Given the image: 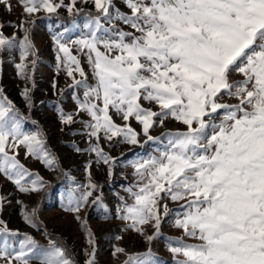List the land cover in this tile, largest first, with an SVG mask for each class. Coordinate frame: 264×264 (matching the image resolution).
<instances>
[{
	"label": "snow or ice",
	"instance_id": "snow-or-ice-1",
	"mask_svg": "<svg viewBox=\"0 0 264 264\" xmlns=\"http://www.w3.org/2000/svg\"><path fill=\"white\" fill-rule=\"evenodd\" d=\"M16 4V21H0V65L5 56L14 63L25 81L19 95L29 110L39 59L33 39L37 20L41 14L59 19L63 10L75 27V18L83 14L85 31L78 38L66 39L67 27L52 36L57 74L63 71L69 78L75 103L74 112L57 104L60 130L79 124L80 130L69 134L86 137L88 147L72 145L73 150L94 154L97 164L107 166L109 177L116 158L105 152L102 141L110 146L114 140L116 145H162L157 155L131 164L136 181L126 191L133 202L120 197L116 218L123 223L121 230L151 244L170 212V200L183 210L173 225L183 235L167 245L173 264H264V0ZM0 5L13 12L11 0H0ZM52 88L63 95L55 81ZM29 120L0 87V175L20 193L39 196L50 185L21 163V151L25 159L53 171L58 161L37 121H31L34 131L26 130ZM166 121L184 130L152 135ZM91 168L89 162L87 183H73L62 203L85 235L82 264H97L95 235L81 216L89 204L102 201V194L94 195L100 186L93 182ZM5 203L7 197L0 195V212ZM16 203L22 205L24 223L48 236V246L0 219V264H80L42 229L38 205L29 209L22 201ZM112 255H125L124 264H163L150 247L134 254L116 247Z\"/></svg>",
	"mask_w": 264,
	"mask_h": 264
},
{
	"label": "rangeland",
	"instance_id": "rangeland-1",
	"mask_svg": "<svg viewBox=\"0 0 264 264\" xmlns=\"http://www.w3.org/2000/svg\"><path fill=\"white\" fill-rule=\"evenodd\" d=\"M67 2V0H66ZM13 12L11 14L4 10L0 5V21L15 22L19 15L20 9L16 4V0H11ZM63 18V19H62ZM55 17L45 18L41 14V18L37 20L33 29V39L39 52L38 63L35 68L32 101L33 107L29 110L23 98L19 95L21 89L25 87V81L17 76V70L14 63L9 62V57H4V63L0 65V87L4 89V93L12 100L16 107L25 115L30 117L29 122L25 124L26 130L34 131L35 127L31 121H37L45 133L47 147L49 151L55 155L58 161V167L55 171L45 167L39 161L27 158L25 159L23 151H21L19 159L33 173H38L50 187L41 195H27L17 191L15 185L0 175V195L7 197L9 203H5L3 211L0 212V219L4 220L8 227L17 230L21 234L32 235L35 240L43 247L48 246V236L42 234L34 228L29 227L23 221L20 215L21 204L16 203L17 200L22 201L29 209L38 205L40 208V221L42 229L50 234L51 238L56 240L74 254L80 264L83 262L82 248L87 247L85 235L80 225L74 221L68 213L62 209V203L69 187L75 184L87 183L86 165L92 163L91 175L92 180L100 186V191L94 195L102 194V201L97 205L89 204L87 210L81 213L82 218L87 219L88 226L91 227L96 240V257L97 264H124L127 259L125 255L113 256L112 253L116 247H123L129 254L143 253L150 247L156 259L163 264H173L172 254L168 251L167 245L170 241L181 238L182 230L175 228L174 221L183 210L178 204L172 201L168 203L170 212L163 217L161 223L160 235L157 236L151 244H148L144 237L135 233L122 231L123 223L117 219V210L122 206L120 197H124L129 204L133 201L126 189L135 184L136 178L133 175L131 164L138 159H147L151 155H157L156 149L162 145H155L152 142L145 144L143 147L119 144L116 141L109 143L102 141L105 152L116 158V164L113 168L111 177L107 174V166L97 164L94 154L76 153L72 145H77L81 149H86V137L83 135H70V132H77L81 126L75 124L71 127H65L62 132V125L59 122L56 107L59 103L66 112L75 111V103L72 99L73 91L67 88L70 82L69 78L63 71L57 74L56 52L52 42V36L63 31L64 27L70 29L66 34V39L78 38L85 29V17L83 14L75 18V27L73 19L70 18L65 11H61L60 20L70 21L69 26L60 23L52 24ZM58 19V20H59ZM59 25V26H58ZM12 29H6L7 34H11ZM75 55V49L73 51ZM83 63V57H81ZM15 62L18 61V53ZM85 70H88L86 63H83ZM90 75V73H89ZM55 81L59 89H63V95H56L53 92L52 83ZM27 86L31 87L29 83ZM82 96L83 90H79ZM133 127L139 130V126L133 122ZM171 130H184V126L176 122L166 121L165 127L155 128L152 135L159 136L161 132ZM143 141V137H141ZM105 207L107 212H105ZM107 217V218H105ZM149 234L152 230L149 229ZM117 236L123 239L117 240ZM22 238V237H21ZM186 239L187 243H194L190 239ZM33 264H36L34 261Z\"/></svg>",
	"mask_w": 264,
	"mask_h": 264
},
{
	"label": "trees",
	"instance_id": "trees-1",
	"mask_svg": "<svg viewBox=\"0 0 264 264\" xmlns=\"http://www.w3.org/2000/svg\"><path fill=\"white\" fill-rule=\"evenodd\" d=\"M60 18V17H59ZM63 19V18H62ZM58 20L56 17H55V19H54V21L52 22V24H60V23H63V24H65V25H67V26H69L70 24H71V22L69 21H66V20Z\"/></svg>",
	"mask_w": 264,
	"mask_h": 264
}]
</instances>
